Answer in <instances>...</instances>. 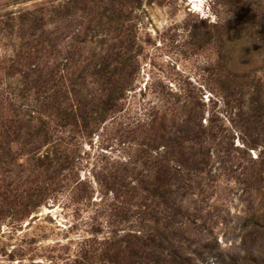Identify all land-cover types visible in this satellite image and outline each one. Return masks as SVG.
I'll return each instance as SVG.
<instances>
[{
	"label": "rangeland",
	"instance_id": "rangeland-1",
	"mask_svg": "<svg viewBox=\"0 0 264 264\" xmlns=\"http://www.w3.org/2000/svg\"><path fill=\"white\" fill-rule=\"evenodd\" d=\"M0 0V264H264V0Z\"/></svg>",
	"mask_w": 264,
	"mask_h": 264
},
{
	"label": "bare ground",
	"instance_id": "bare-ground-1",
	"mask_svg": "<svg viewBox=\"0 0 264 264\" xmlns=\"http://www.w3.org/2000/svg\"><path fill=\"white\" fill-rule=\"evenodd\" d=\"M191 1L194 2V5H198V4H197L198 2H202V0H191ZM198 6H199V5H198Z\"/></svg>",
	"mask_w": 264,
	"mask_h": 264
}]
</instances>
